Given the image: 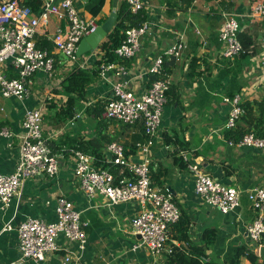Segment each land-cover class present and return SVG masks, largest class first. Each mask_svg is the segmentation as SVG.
<instances>
[{
	"label": "crops",
	"instance_id": "1",
	"mask_svg": "<svg viewBox=\"0 0 264 264\" xmlns=\"http://www.w3.org/2000/svg\"><path fill=\"white\" fill-rule=\"evenodd\" d=\"M77 1L79 12L92 17L85 11V5ZM141 1L143 8L138 22L147 24V34L136 56L117 62L126 67L129 88L137 94L146 90L152 80L146 72L154 59L173 44H183L179 58L164 60L170 88L158 136L149 149L152 176L158 179V183L154 179L155 187L171 194L187 223V236H178L177 228L173 227L168 232L167 244L189 249L201 245L205 229H215L225 247L243 244L253 248L255 244L246 233L253 220L247 192L264 184V150L238 146L235 140L242 129L262 123L264 114L261 108L264 80L259 76V57L264 53V19L253 15L257 0ZM112 2L105 0L95 17L97 22L107 19ZM124 3L117 0L116 12ZM229 17L240 24L238 40L243 47V53L233 60L220 55L218 39L220 27ZM59 31H64V23L50 18L36 37L40 48L47 42L50 50L43 49L56 59L52 78L41 72L35 74L27 86L29 95L22 100L3 98L0 94V174L9 175L15 170L26 109L43 107V135L51 150L61 156L59 173L54 178L37 176L26 180L9 207L0 208V264H18L17 227L27 218L54 222L56 202L61 197L82 212L86 223L83 249L60 236L55 252L47 254L41 262L23 264H60L65 254L72 256L74 264H161L145 248L137 247L139 239L131 234L130 220L137 214L138 206L133 202L109 206L101 196L90 199L73 175L70 159L73 150L81 151L82 147L86 150L81 152L89 154L91 148L87 145L92 142L103 156L106 145L117 142L137 162L141 157L137 144L145 141V135L140 125H122L101 117L111 96V85L110 79H102L95 67L104 54L99 49L80 57L79 62L84 65L81 69L88 72L97 69L98 74L86 87L85 97L73 98L72 106L67 107L68 97L60 83L73 68L65 64L50 40ZM7 68L13 76V71ZM234 95H240L242 104H249L252 111L244 112L234 130H226L229 107L224 99ZM4 131L7 136L1 134ZM182 153L212 178L240 192V205L235 211L223 215L203 204L194 192L193 178L183 164ZM7 226L11 229L5 230ZM217 250L218 246H214L206 254Z\"/></svg>",
	"mask_w": 264,
	"mask_h": 264
},
{
	"label": "built area",
	"instance_id": "2",
	"mask_svg": "<svg viewBox=\"0 0 264 264\" xmlns=\"http://www.w3.org/2000/svg\"><path fill=\"white\" fill-rule=\"evenodd\" d=\"M39 2L40 11L35 13L23 4V0H0V94L3 98H26L29 95L27 86L37 73L52 78L56 59L52 53L37 45L36 38L39 28L47 26L50 18L64 23V31H59L50 39L56 53L69 68H84L79 62L77 47L82 39L97 28V20L82 15L74 0ZM124 2L132 16L138 15L143 8L141 0ZM253 15L264 19V0H257ZM147 31L146 23L124 30V39L114 51L120 62L137 55ZM239 31L240 24L232 17L226 19L220 27L218 39L223 58L233 60L243 53L238 40ZM182 47L183 44L177 42L154 59L146 72L152 77L150 86L140 94L129 88L125 78L126 67L100 59L99 76L105 81L110 79L111 85V96L105 102L101 117L122 125L142 126L145 141L137 144L141 154L139 161L131 160L125 154L124 147L117 142L108 143L104 149V164L109 165L106 168L97 166L91 155L81 151L73 150L70 155L73 175L85 196L90 199L101 196L109 206L128 202L138 206L137 214L130 220L131 234L139 239L137 247L145 248L156 258L171 252L167 244L168 232L179 222L181 212L167 190L152 185L149 149L158 136L170 88L169 78L163 71L164 60L179 58ZM7 67L13 71V76L8 73ZM259 76L264 80V53L259 57ZM224 103L229 107L224 129L234 130L245 112L241 96L225 98ZM262 107L264 109V101ZM43 112L42 106L25 110L15 170L9 175L0 174L1 209L9 207L26 180L37 176L54 178L59 173L61 156L51 150L43 135ZM1 134L8 135L6 131ZM236 145L264 150V138L247 133ZM181 158L193 178L194 192L203 204L223 215L239 207L241 194L238 190L212 178L187 154L182 153ZM247 200L253 220L247 226L246 233L257 247L254 251H258L263 246L259 243L264 235V184L250 189ZM55 215L56 220L52 223L27 218L17 227L18 264L43 261L47 254L58 249L56 240L60 236L67 242L77 243L79 249H83L86 223L82 220V212L71 201L61 197L57 199ZM10 229V226L5 228ZM60 264H74L72 256L65 254Z\"/></svg>",
	"mask_w": 264,
	"mask_h": 264
},
{
	"label": "trees",
	"instance_id": "3",
	"mask_svg": "<svg viewBox=\"0 0 264 264\" xmlns=\"http://www.w3.org/2000/svg\"><path fill=\"white\" fill-rule=\"evenodd\" d=\"M104 2L105 0H90L87 4H85V11L90 16L95 18L100 14ZM23 4L32 9L35 13H38L40 11L39 0H23ZM116 14L117 19L112 32L107 36L105 41L102 42V44L98 48L104 53L102 56V60H105L106 62L119 61V59L115 56L114 51L124 39V30L127 27H135L139 25L140 22L139 14L136 16H132L128 12L125 3L119 6ZM102 22L103 21H98V24L100 25ZM41 47L50 50V47L46 41L41 44ZM100 64L101 61H97L95 63V67L97 68ZM165 68H167L166 65H164L163 71L167 75L168 72H166ZM97 74V69L88 72L87 70L81 68H74L69 74H67V76L60 83L62 92L68 97L67 107L72 106V103L74 102L73 98L77 97L82 99L85 97L86 87L91 83L95 76H97ZM242 107L246 112H248L249 114L251 113L252 108L249 104H242ZM261 121L262 123L260 122L253 128L248 127L246 129H242L240 131V135L235 140V143H237L243 137V135L247 133H254L256 137L264 138V114H262ZM234 137L236 136L234 135ZM87 146L91 148V150H89L88 152L94 158V162L97 166L102 168L109 167V165L104 164V157L100 152V148L96 149L92 142H90ZM79 150L85 152L84 150H86V148L82 149V147H79ZM150 177L152 185L156 186L155 183L158 181V179H156V177L154 176L156 182L154 181L151 169ZM173 227L177 228L178 236H187V223L184 217L182 218L181 216L179 222L176 223ZM219 237V232L217 230L205 229L202 234L201 245H192L188 249V247H177L175 245L168 244L171 248V252L164 253L162 255L165 258V264H243V260L247 261L248 264H264V260L261 259L254 251V249L257 247L254 246L253 248H250L243 244L228 245L225 247L223 243L220 242ZM259 244L264 246V235L262 236ZM214 246H218V250L212 252L211 254H206V251L212 249Z\"/></svg>",
	"mask_w": 264,
	"mask_h": 264
},
{
	"label": "water",
	"instance_id": "4",
	"mask_svg": "<svg viewBox=\"0 0 264 264\" xmlns=\"http://www.w3.org/2000/svg\"><path fill=\"white\" fill-rule=\"evenodd\" d=\"M89 1L90 0H79V2L84 5L87 4ZM116 4L117 0H113V9L107 19L104 20V22H102L100 25H98L92 33H90L80 41L76 52L79 57L94 50H97L102 44V42H104L107 36L112 32L117 19ZM258 256L264 260V246L259 247Z\"/></svg>",
	"mask_w": 264,
	"mask_h": 264
},
{
	"label": "rangeland",
	"instance_id": "5",
	"mask_svg": "<svg viewBox=\"0 0 264 264\" xmlns=\"http://www.w3.org/2000/svg\"><path fill=\"white\" fill-rule=\"evenodd\" d=\"M74 2H75V0H74ZM76 2H78L77 0H76ZM81 12V11H80ZM256 253L258 254V251L256 250ZM165 258L163 257V256H160L159 258H157V261H159L160 260V262H161V264H165V260H164ZM243 262V264H247V262L246 261H242Z\"/></svg>",
	"mask_w": 264,
	"mask_h": 264
}]
</instances>
